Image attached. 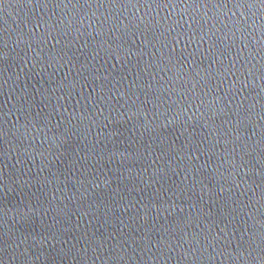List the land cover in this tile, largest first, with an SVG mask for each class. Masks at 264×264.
Instances as JSON below:
<instances>
[{"label": "water", "instance_id": "water-1", "mask_svg": "<svg viewBox=\"0 0 264 264\" xmlns=\"http://www.w3.org/2000/svg\"><path fill=\"white\" fill-rule=\"evenodd\" d=\"M0 264H264V0H0Z\"/></svg>", "mask_w": 264, "mask_h": 264}]
</instances>
